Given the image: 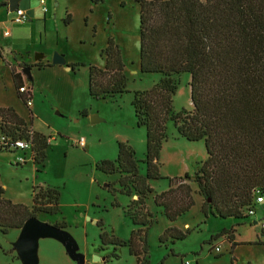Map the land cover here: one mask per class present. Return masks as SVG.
<instances>
[{
	"label": "rangeland",
	"instance_id": "rangeland-1",
	"mask_svg": "<svg viewBox=\"0 0 264 264\" xmlns=\"http://www.w3.org/2000/svg\"><path fill=\"white\" fill-rule=\"evenodd\" d=\"M18 9L27 21L16 25L7 6L0 8V108L12 109L27 130L43 136L49 146L40 165L32 164L28 151L0 150L3 198L31 208L33 190L58 192V213L36 214V220L64 229L60 236L50 233L37 240L36 264H135L126 247L100 245L101 235L106 242L128 241L136 227L125 213L132 214L136 207L128 211L132 196L120 194L119 176L97 172L95 165L113 162L118 145H123L134 152L139 174L145 173L141 163L145 130L136 127L130 105L134 93L150 90L161 75L139 72V6L133 0H99L95 5L90 0H20ZM109 41L121 54L125 93L94 100L88 95V68H103L101 52ZM37 55L43 56L42 65L50 67H33L39 62L34 61ZM54 55L63 57L64 64L52 65ZM68 65H77L75 72L67 71ZM26 66L31 67V83L22 74ZM12 74H21L24 88L31 91L28 107L17 97ZM171 79L176 87L172 113L190 112L189 76ZM165 133L168 140L158 158L162 180L148 182L154 194L167 190L166 179L192 176L206 160L202 141L178 137L171 122L166 123ZM190 187L194 205L174 222L147 204L155 222L145 240L146 264H264V245L254 244L264 243V202L252 207L254 214L244 211L243 220L205 217L196 185ZM151 199L149 195L150 204ZM168 229L189 234L184 240L160 244ZM223 231L233 234V242L227 236L215 239ZM18 235L19 230L0 232V264H22L12 247Z\"/></svg>",
	"mask_w": 264,
	"mask_h": 264
},
{
	"label": "trees",
	"instance_id": "trees-1",
	"mask_svg": "<svg viewBox=\"0 0 264 264\" xmlns=\"http://www.w3.org/2000/svg\"><path fill=\"white\" fill-rule=\"evenodd\" d=\"M92 4L99 0H90ZM139 6V72L159 74V83L143 93H134L131 108L137 128L145 130L143 176L131 148L118 145L113 162L102 161L95 170L118 175L120 194L135 197L125 213L136 227L128 241L100 236L101 247L128 249L135 264H146L145 240L154 217L145 207L153 193L149 181L162 180L158 158L168 140L166 123L171 122L178 137L204 143L206 160L192 175L166 179L167 190L154 195L153 204L162 209L169 222L193 207L190 184L203 199L202 214L213 218L243 220L257 195L264 194V0H133ZM7 6L3 0L1 7ZM64 24H70L67 15ZM102 69L88 68V95L94 100L125 93L123 64L118 48L108 42L101 52ZM29 70L31 67L26 66ZM38 70L50 67L41 61ZM75 72L77 65H68ZM188 75L192 110L172 113L176 87L172 76ZM26 78V77H25ZM18 99L28 107L31 91L24 88L21 74L11 75ZM31 83L32 80H28ZM26 93H20L21 89ZM84 115V113H82ZM31 122V118H30ZM31 139L33 165L45 160L46 139L27 130L25 122L10 108H0V150L15 151L16 140ZM0 187V232L20 230L36 214L58 213L59 194L54 189L32 192L31 208L3 198ZM60 230L64 228H59ZM97 227H101L97 224ZM189 231L166 230L159 238L164 244L184 240ZM233 234L223 231L215 239ZM257 246L264 243L256 241ZM182 264V263H181Z\"/></svg>",
	"mask_w": 264,
	"mask_h": 264
},
{
	"label": "water",
	"instance_id": "water-1",
	"mask_svg": "<svg viewBox=\"0 0 264 264\" xmlns=\"http://www.w3.org/2000/svg\"><path fill=\"white\" fill-rule=\"evenodd\" d=\"M20 0H7V11L8 13H13L18 10V4ZM43 59L42 55H37L34 61H40ZM64 59L63 57H59L54 55L52 59V65H63ZM67 71H70L68 67H66ZM22 74L28 79L31 80L30 70L24 69ZM93 123L96 122L94 119ZM62 230L40 223L36 220V218L29 219L23 225V227L19 230V235L16 241L12 244L14 251L17 253L19 259L22 264H36V242L40 238L47 237L50 233H54L57 236H60ZM65 245V243H64ZM96 261H100L97 259Z\"/></svg>",
	"mask_w": 264,
	"mask_h": 264
},
{
	"label": "built area",
	"instance_id": "built-area-1",
	"mask_svg": "<svg viewBox=\"0 0 264 264\" xmlns=\"http://www.w3.org/2000/svg\"><path fill=\"white\" fill-rule=\"evenodd\" d=\"M44 11V10H43ZM12 19L11 22L19 25V24H23L27 21V16L21 11V10H17L13 13H11ZM4 36H8V33H4ZM20 93H26V90L23 88L20 90ZM30 105V103H28V106ZM80 147L84 146L83 141H80L78 144ZM13 150L15 151H20V152H29L31 149V139L28 140H16L13 142L12 144ZM22 163H24V161L20 160ZM18 163V162H17ZM264 202V194H259L256 196L255 200H254V205H259L262 204ZM253 205V206H254ZM254 214L252 208H250L247 212L246 215H251ZM215 253H219V249L214 250Z\"/></svg>",
	"mask_w": 264,
	"mask_h": 264
},
{
	"label": "crops",
	"instance_id": "crops-1",
	"mask_svg": "<svg viewBox=\"0 0 264 264\" xmlns=\"http://www.w3.org/2000/svg\"><path fill=\"white\" fill-rule=\"evenodd\" d=\"M3 1V0H2ZM8 12V11H7ZM47 68H49V67H47ZM149 182H152V181H149ZM164 190H166V188L164 189ZM160 193V192H159ZM155 194H157V193H155ZM154 193L152 194V195H150V198H152L151 200H153V197H154V195H155ZM200 197V196H199ZM201 198V197H200ZM132 200L131 201H133L134 199H135V197L133 196L132 198H131ZM201 200H202V202H203V199L201 198ZM147 204H149L150 206H153L154 208H156L155 206H154V204H153V202L150 204V201L148 202V197H147V199L145 200V205H146V209H147ZM156 209H159L160 210V212H162V209H160V208H156ZM148 210V209H147ZM187 226V225H186ZM186 264H188V263H186Z\"/></svg>",
	"mask_w": 264,
	"mask_h": 264
}]
</instances>
